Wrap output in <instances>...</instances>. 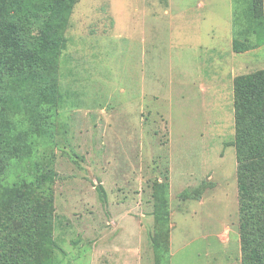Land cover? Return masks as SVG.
<instances>
[{
  "label": "rangeland",
  "instance_id": "obj_1",
  "mask_svg": "<svg viewBox=\"0 0 264 264\" xmlns=\"http://www.w3.org/2000/svg\"><path fill=\"white\" fill-rule=\"evenodd\" d=\"M249 5L74 0L46 133L30 135L31 85L29 109L1 117L23 133L11 183L51 178L4 191L0 206L28 220H8L0 264H243L255 207L240 208L234 79L264 68V16L256 24Z\"/></svg>",
  "mask_w": 264,
  "mask_h": 264
},
{
  "label": "trees",
  "instance_id": "obj_2",
  "mask_svg": "<svg viewBox=\"0 0 264 264\" xmlns=\"http://www.w3.org/2000/svg\"><path fill=\"white\" fill-rule=\"evenodd\" d=\"M73 3L74 0H0V201L8 196L4 191L17 181L20 185L30 182L40 186L51 178L47 171L38 169L35 174L17 175L11 183L10 179L15 175L11 164L19 152L23 133L21 127L17 129L3 120L2 123L1 117L9 111L17 114L23 108L29 109L25 90L31 85L38 99L34 112L31 111L30 123L34 127L30 135L38 138L46 133L40 121L43 119L41 111L45 106L51 109L57 100L56 61L64 47L63 31ZM249 8L252 20L262 24L263 0H250ZM233 49L240 52L247 47L242 48L234 39ZM234 89L240 208L244 213L250 206L255 207L250 215L243 214V264H264V68L235 77ZM99 192L104 197L102 187ZM166 192L167 184H161L158 199L162 205L166 204ZM19 209L0 206V215L9 214L0 220V233H4L9 222L12 224L18 217L28 220L27 214ZM154 215L157 220L168 217L163 209H157ZM261 229L263 239L256 243L253 235ZM6 246L7 242L3 240L0 248Z\"/></svg>",
  "mask_w": 264,
  "mask_h": 264
}]
</instances>
